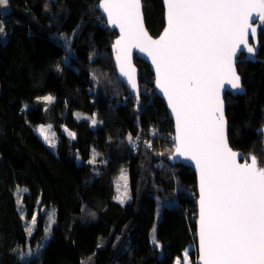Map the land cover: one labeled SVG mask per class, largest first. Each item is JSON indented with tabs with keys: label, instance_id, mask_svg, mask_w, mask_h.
<instances>
[{
	"label": "trees",
	"instance_id": "obj_1",
	"mask_svg": "<svg viewBox=\"0 0 264 264\" xmlns=\"http://www.w3.org/2000/svg\"><path fill=\"white\" fill-rule=\"evenodd\" d=\"M98 2L9 0L5 14L0 11V264H173L191 244L196 261L195 175L168 162L173 124L147 64L135 61L139 102L116 77L110 51L116 33ZM142 4L146 28L157 36L162 2ZM258 42L259 60L241 56L237 64L244 94L224 100L230 146L264 166V24ZM47 95L53 97L48 104L41 100ZM76 111L96 115L98 124L76 121ZM45 124L57 134L55 151L33 132ZM93 152L98 158L89 164ZM123 169L130 200L122 205L113 197ZM170 198L175 205L158 208L156 199ZM53 213L40 256L21 261L20 251L41 241ZM33 216L29 236L25 222ZM154 227L159 249L150 239Z\"/></svg>",
	"mask_w": 264,
	"mask_h": 264
},
{
	"label": "snow or ice",
	"instance_id": "obj_2",
	"mask_svg": "<svg viewBox=\"0 0 264 264\" xmlns=\"http://www.w3.org/2000/svg\"><path fill=\"white\" fill-rule=\"evenodd\" d=\"M163 3L167 26L154 40L144 29L141 0H99L98 8L106 15L108 25L120 30V37L113 44L119 74L133 91H138L136 70L131 63L133 48L144 52L155 68L156 87L175 118L174 152L169 158L191 161L199 175L200 264H264V166L255 155L250 156V163H237L238 153L227 140L221 97L225 85L241 90L235 57L243 50L255 55L256 49L248 38L251 34L255 40V19L264 24V0ZM8 5L9 0H0V9ZM4 32L0 22V35ZM52 99L44 98L48 102ZM77 118L87 117L77 114ZM91 122L97 123L94 116ZM38 131L50 147H55L46 134L48 129L41 126ZM68 134L75 138L74 133ZM128 140L135 145L131 136ZM146 146L151 148V142H146ZM95 161L93 153L88 163ZM121 179L124 190L121 192L117 185L114 198L123 204L128 198L124 170ZM35 224L33 216L32 225ZM26 232L31 236L33 227H26ZM153 244L160 247L155 237ZM30 255L31 251L20 253L21 259ZM183 264H189L187 253Z\"/></svg>",
	"mask_w": 264,
	"mask_h": 264
},
{
	"label": "water",
	"instance_id": "obj_3",
	"mask_svg": "<svg viewBox=\"0 0 264 264\" xmlns=\"http://www.w3.org/2000/svg\"><path fill=\"white\" fill-rule=\"evenodd\" d=\"M161 2H162V5H163V10H164V14H163V16H164L163 17L164 26H163V29L161 30V32L157 36H152L149 33V31L147 30L146 25H145V22H144L143 4H142V0H141V13H142V17H143L144 29H145V31H147L148 35L152 39H154V40L155 39H159V37L163 34L164 28L167 26V21H166V8L164 6L163 0H161ZM98 3L96 4V9L100 12L101 16L103 17V20L105 21L106 26L108 27V29L110 31H115V33H116V37L113 39L112 44L110 46L111 59H112V62H113V67L115 69L116 77L128 89L129 93L132 94L137 99V94H139V97H140V87H139V81H138L139 80V74H140V72H139L138 67L135 64V61L138 59V60L144 61L147 64L150 72L153 75V90H154L155 94L157 95V97H159L163 101V104H164V106L166 108L168 117H169V119L171 120V122L173 124V131H174L173 137H174L175 136V133H176L175 118L171 114V110L169 109V107L167 105V100L165 99L163 93L160 92V90L156 87V72H155V68H154V66L152 64L151 59L144 52L139 51L137 48H133L131 50V63H132V66L136 70L135 71V76H136V82H137V86H138V91H133L132 88L130 87V85H128L126 78L120 76L119 70H118V68L116 66V53L113 51V44L115 43V41L117 39H119V37H120V30H119V28L110 27L108 25V23H107V17L103 13V11L98 8ZM262 25L263 24H261L258 19H255V22L253 23V27H256L257 28V34H256V37H255V40L252 39L251 34H249V38H248L249 39V44L251 46H254L255 49H256L255 55L254 56H250L247 53L246 50L238 51L237 52V56L235 57V68H236V72H237L238 75H239V73H238V70H237V64L239 63V60H240L241 56H243V60L246 61V62H252V63H254V62H256V61L259 60L258 57H257L258 50H259L258 36H259V31H260V28H261ZM241 48H243V46H241ZM240 78H241V76H240ZM241 86H242V78H241ZM226 94H229L232 97H235L237 95H243L244 94L243 86L241 87V90H232L229 85H225L224 90L221 92V97H222L223 102H224V116H225V121H226V135H227V140H228V120H227V117H226V103H225V100H224ZM173 142H174V140H173ZM228 144H229V141H228ZM229 147L233 151H235L236 153H238L237 163L244 164V163H250L251 162L250 161V158L249 159H244L243 158V154H242L241 151L234 150L230 146V144H229ZM173 152H174V149H173L172 153ZM169 157H168V162L171 165H178V164H180V165H183L185 167H188L189 169H191L193 171V173L195 175V180H196V211H197L196 220H195L196 249H197L196 264H200L199 235H198V220H199V204H198V200H199V175H198V173L196 171L195 165L191 161L185 160V159H183L181 157H174L172 159H170Z\"/></svg>",
	"mask_w": 264,
	"mask_h": 264
},
{
	"label": "rangeland",
	"instance_id": "obj_4",
	"mask_svg": "<svg viewBox=\"0 0 264 264\" xmlns=\"http://www.w3.org/2000/svg\"><path fill=\"white\" fill-rule=\"evenodd\" d=\"M7 9H8V7L6 8V9H0V11H1V14H3L4 12H6L7 11ZM5 14V13H4ZM5 39V38H4ZM4 39H2V37H1V40H4ZM50 95H47V96H45V97H49ZM45 97H43L41 100H43V102H45L46 104H48V103H50V102H48V101H46V100H44V98ZM52 97V96H51ZM53 98V97H52ZM53 101V99L51 100V102ZM77 114H79L80 115V117H87V118H77ZM94 117H95V119L97 120V118H96V115H93ZM93 116H88V115H86L85 113H83V112H81V111H76V112H74V117L76 118V121H88L89 122V125L90 126H92V127H95L97 124H98V120H97V123L95 124V125H93L92 124V122H91V118L93 117ZM41 126H43L44 128H46V129H48V131H47V135L50 137V139L52 140V141H54V143H55V147H50L49 146V143H47V142H45V140L43 139V137L39 134V131H38V129L41 127ZM65 129H67V128H65V127H62L61 128V130H62V132L66 135V137L69 139V140H73L74 138H72L71 136H69V132H71V131H69L68 129H67V131H65ZM39 138H40V140L48 147V148H50L52 151H55L56 150V147H57V141H58V138H57V134H56V132L54 131V129H53V127L50 125V124H45V125H39V126H36L35 127V129H34V131H33ZM71 133H73V132H71ZM127 139V138H126ZM127 141H128V139H127ZM139 141V140H138ZM131 146H134V145H132V144H130ZM144 147H147L146 145L144 146ZM150 149V148H149ZM93 153H95V152H93ZM246 157H249V156H246ZM98 158V155L96 154V159ZM75 163H79V157L77 156L76 157V159H75ZM125 172H126V174H127V193H128V198L125 200V202L123 203V204H126V203H128V201L130 200V190H129V187H128V172H127V169H123ZM123 184H124V181L121 179V172H120V174L118 175V177H117V179L115 180V182H114V197L118 194L117 193V185H120V191L122 192L124 189H123ZM20 190H18L17 191V193H16V198H17V200H18V202L21 200V194H20V192H19ZM113 197V198H114ZM115 199V198H114ZM156 201H158V208L159 209H161V208H165V207H169V206H172V205H175V199H156ZM115 202H117V203H119L116 199H115ZM121 204V203H120ZM122 204V205H123ZM23 208H20L19 209V212H20V214H21V216L22 217H24V211L22 210ZM53 211H55V209H53ZM160 217H161V211H159L157 214H156V222L160 219ZM52 220H54V217H53V215L51 214V216H48L47 217V220H46V223H47V227H46V230H45V232H44V235H43V237H42V239H41V241L34 247V248H29V247H27L26 249H22L21 251H20V253L21 252H24V253H28L29 251H31L32 252V255H30V256H26L25 258H23V259H21V257H20V260L21 261H28V260H31V259H33V258H38L39 256H40V246H38V245H42V248L47 244V242L49 241V239H50V237H51V235H50V228H51V226H53V222H52ZM26 227H33V231H34V229H35V225H32V220H30V221H26L25 222V228ZM155 237V227L153 228V231H152V234L150 235V239H151V241H152V245L153 246H155L154 244H153V238ZM157 242V241H156ZM158 243V242H157ZM159 244V243H158ZM160 245V244H159ZM156 247V246H155ZM157 249H159L160 247H156ZM194 248V246H193V244H191V245H189L187 248H186V250L183 252V254H182V256H181V258H179V259H177L176 261H174L173 262V264H177V261H179L180 262V264H183V259H184V255H185V253H187L188 254V260H189V264H191V261L194 263L195 262V260H192V259H190V252L192 251V249ZM196 251H197V249H196ZM20 253H19V255H20ZM195 264V263H194Z\"/></svg>",
	"mask_w": 264,
	"mask_h": 264
},
{
	"label": "bare ground",
	"instance_id": "obj_5",
	"mask_svg": "<svg viewBox=\"0 0 264 264\" xmlns=\"http://www.w3.org/2000/svg\"><path fill=\"white\" fill-rule=\"evenodd\" d=\"M196 248V247H195ZM186 250V249H185ZM181 258V257H180ZM196 258H197V251H196ZM179 259V258H176L175 261ZM191 264H194L192 261H191ZM195 264H196V261H195Z\"/></svg>",
	"mask_w": 264,
	"mask_h": 264
}]
</instances>
